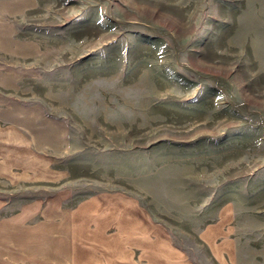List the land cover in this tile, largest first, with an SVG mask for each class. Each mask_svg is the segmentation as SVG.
Segmentation results:
<instances>
[{
  "label": "rangeland",
  "instance_id": "374dc122",
  "mask_svg": "<svg viewBox=\"0 0 264 264\" xmlns=\"http://www.w3.org/2000/svg\"><path fill=\"white\" fill-rule=\"evenodd\" d=\"M264 264V0H0V264Z\"/></svg>",
  "mask_w": 264,
  "mask_h": 264
},
{
  "label": "crops",
  "instance_id": "0c3cea01",
  "mask_svg": "<svg viewBox=\"0 0 264 264\" xmlns=\"http://www.w3.org/2000/svg\"><path fill=\"white\" fill-rule=\"evenodd\" d=\"M146 242L140 246L141 264H188L182 259L181 250L175 247L164 234L146 232L142 239Z\"/></svg>",
  "mask_w": 264,
  "mask_h": 264
}]
</instances>
